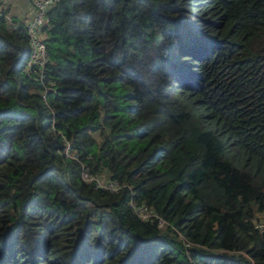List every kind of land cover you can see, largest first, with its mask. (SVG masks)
<instances>
[{
  "label": "trees",
  "instance_id": "obj_1",
  "mask_svg": "<svg viewBox=\"0 0 264 264\" xmlns=\"http://www.w3.org/2000/svg\"><path fill=\"white\" fill-rule=\"evenodd\" d=\"M48 15L31 70L0 4V264H264V0Z\"/></svg>",
  "mask_w": 264,
  "mask_h": 264
},
{
  "label": "built area",
  "instance_id": "obj_2",
  "mask_svg": "<svg viewBox=\"0 0 264 264\" xmlns=\"http://www.w3.org/2000/svg\"><path fill=\"white\" fill-rule=\"evenodd\" d=\"M59 0H32L33 14L25 18L26 31L28 35L29 55L26 65L31 70L33 68H43L48 61V50L45 41L46 31L44 25L49 21L48 10ZM6 16L11 19L10 14ZM83 179L91 182L94 181L97 186L108 188L111 190L117 189V184L107 181L104 175L90 173L85 169L82 173ZM130 205L141 218H149L155 215L151 207L145 203L137 204L130 200ZM163 220L160 221V225ZM261 226L262 224H258Z\"/></svg>",
  "mask_w": 264,
  "mask_h": 264
},
{
  "label": "crops",
  "instance_id": "obj_3",
  "mask_svg": "<svg viewBox=\"0 0 264 264\" xmlns=\"http://www.w3.org/2000/svg\"><path fill=\"white\" fill-rule=\"evenodd\" d=\"M10 11L13 15L26 18L33 14L32 0H10Z\"/></svg>",
  "mask_w": 264,
  "mask_h": 264
},
{
  "label": "rangeland",
  "instance_id": "obj_4",
  "mask_svg": "<svg viewBox=\"0 0 264 264\" xmlns=\"http://www.w3.org/2000/svg\"><path fill=\"white\" fill-rule=\"evenodd\" d=\"M0 4L1 5H4V6H6V7H8L9 8V10H10V0H0ZM11 12V11H10ZM25 19V18H24ZM100 175H103V174H100ZM102 177H104L105 179H106V176H102Z\"/></svg>",
  "mask_w": 264,
  "mask_h": 264
}]
</instances>
